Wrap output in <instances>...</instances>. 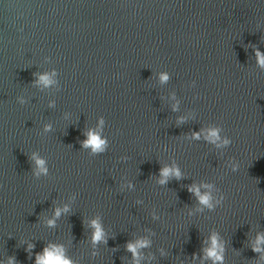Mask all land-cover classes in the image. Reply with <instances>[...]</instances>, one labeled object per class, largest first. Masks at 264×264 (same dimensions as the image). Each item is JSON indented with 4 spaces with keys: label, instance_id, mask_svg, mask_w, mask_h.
Returning <instances> with one entry per match:
<instances>
[{
    "label": "water",
    "instance_id": "obj_1",
    "mask_svg": "<svg viewBox=\"0 0 264 264\" xmlns=\"http://www.w3.org/2000/svg\"><path fill=\"white\" fill-rule=\"evenodd\" d=\"M257 49L264 0H0V264H35L49 243L73 264H132L126 244L140 238L151 241L140 264H213V232L224 264H264L251 248L264 232ZM53 70L55 85H34ZM212 127L232 144L206 141ZM89 130L104 152L82 147ZM173 164L183 178L159 184ZM194 183L225 201L198 211ZM96 218L107 243L91 242Z\"/></svg>",
    "mask_w": 264,
    "mask_h": 264
},
{
    "label": "clouds",
    "instance_id": "obj_2",
    "mask_svg": "<svg viewBox=\"0 0 264 264\" xmlns=\"http://www.w3.org/2000/svg\"><path fill=\"white\" fill-rule=\"evenodd\" d=\"M257 62L261 68H264V54H261L260 51L256 50ZM34 77H36L33 81L34 85L39 86L41 88L52 87L57 83L55 77L57 75L56 71L48 73H34ZM169 79V75L167 73L160 74L161 83L167 82ZM20 103H24L21 99ZM50 107L54 106L52 104ZM175 110V106H174ZM104 124L103 118L99 121V126L102 128ZM51 125L45 126V131H50ZM203 131V130H202ZM221 128L212 127L208 129L204 135V139L209 143L215 145L216 148H225L232 144V139L228 136L220 135ZM87 139L81 142L83 148H90L93 154L102 153L105 151L107 147V139L103 138L101 133L94 130H89L87 132ZM192 138L199 140L201 138L200 133H192ZM30 159L35 164L34 175L39 177L41 174L47 175L48 168L46 161L43 158H40L36 153H32ZM229 164L231 166L232 172H237L239 170V162L235 160L234 157L230 158ZM170 178L182 179L183 174L181 173L179 167L175 164L172 166H165L160 170V179L158 181L159 184L164 185ZM131 187V185H129ZM208 189L209 191L201 192V188ZM213 185L204 183L201 185L192 184L189 186L188 190L190 193H193L198 200L201 208H198V211H203V208H208L209 210H215L216 206L222 204L226 196L224 193L221 194L218 200H215L211 195V189ZM69 207L65 205L62 209L56 208L54 211V217L59 218L62 213L69 212ZM153 219H157L155 214H153ZM49 227H55V219H49L47 221ZM90 227L93 229L91 242L93 245L99 244L101 242L107 243L106 233L103 229V226L99 220V218L93 219L90 222ZM151 241L147 238H140L135 241H130L126 244V250L132 253V264H140V261L143 259V255L141 253V249L149 247ZM34 248L33 244H29L27 251L31 252ZM252 251L254 253L260 254V259L264 260V232H258L255 242L251 245ZM225 251L223 242L219 239V234L213 232L210 236V246L206 249H203L204 257L203 259L212 260L213 264H224V256L223 253ZM163 254V253H162ZM195 259V254L193 255ZM8 264H18L16 258L9 257ZM35 264H73V261L66 255V251L63 245H56L53 243L47 244L42 253H37L35 255Z\"/></svg>",
    "mask_w": 264,
    "mask_h": 264
}]
</instances>
